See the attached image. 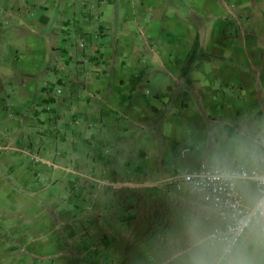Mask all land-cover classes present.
Instances as JSON below:
<instances>
[{
  "label": "crops",
  "instance_id": "1",
  "mask_svg": "<svg viewBox=\"0 0 264 264\" xmlns=\"http://www.w3.org/2000/svg\"><path fill=\"white\" fill-rule=\"evenodd\" d=\"M0 100L14 187H143L179 125L264 105V0H0ZM57 232L47 216L11 226L0 264L66 251Z\"/></svg>",
  "mask_w": 264,
  "mask_h": 264
},
{
  "label": "clouds",
  "instance_id": "2",
  "mask_svg": "<svg viewBox=\"0 0 264 264\" xmlns=\"http://www.w3.org/2000/svg\"><path fill=\"white\" fill-rule=\"evenodd\" d=\"M176 138L153 149L166 162L148 179L164 205L142 241L149 264H264V105L186 121Z\"/></svg>",
  "mask_w": 264,
  "mask_h": 264
},
{
  "label": "rangeland",
  "instance_id": "3",
  "mask_svg": "<svg viewBox=\"0 0 264 264\" xmlns=\"http://www.w3.org/2000/svg\"><path fill=\"white\" fill-rule=\"evenodd\" d=\"M6 105L0 100V246L11 238V226L22 220L34 224L47 216L62 236L66 251L43 256L24 252L30 264H92L97 254L101 264H149L142 241L163 219L162 198L151 186L111 185L100 190L75 175L64 176L58 184L44 182L45 194H28V189L14 187L10 167H21L24 162L12 157L21 146L10 143L15 131L13 121L7 120ZM31 140L37 142L38 136L31 135ZM12 260L15 258L1 259L9 264Z\"/></svg>",
  "mask_w": 264,
  "mask_h": 264
},
{
  "label": "built area",
  "instance_id": "4",
  "mask_svg": "<svg viewBox=\"0 0 264 264\" xmlns=\"http://www.w3.org/2000/svg\"><path fill=\"white\" fill-rule=\"evenodd\" d=\"M58 92H60V91H58ZM147 186H150L149 184H147Z\"/></svg>",
  "mask_w": 264,
  "mask_h": 264
},
{
  "label": "trees",
  "instance_id": "5",
  "mask_svg": "<svg viewBox=\"0 0 264 264\" xmlns=\"http://www.w3.org/2000/svg\"><path fill=\"white\" fill-rule=\"evenodd\" d=\"M60 91V90H59ZM61 92V91H60Z\"/></svg>",
  "mask_w": 264,
  "mask_h": 264
}]
</instances>
